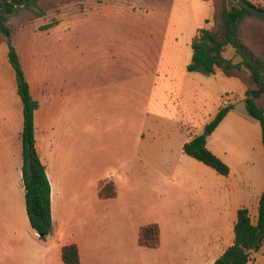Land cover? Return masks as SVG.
I'll list each match as a JSON object with an SVG mask.
<instances>
[{
	"label": "crops",
	"instance_id": "0c3cea01",
	"mask_svg": "<svg viewBox=\"0 0 264 264\" xmlns=\"http://www.w3.org/2000/svg\"><path fill=\"white\" fill-rule=\"evenodd\" d=\"M205 2L212 4L214 15L213 3ZM4 58L0 62V258L4 261L0 264H65L62 250L70 244L79 248V264H213L234 244L241 208H248L252 222H257L264 191L262 165L260 176H252L253 168L245 166L247 174L239 179L232 167L229 176H223L184 152V145L203 134L222 107L232 105L224 99L223 105L210 107L187 97L186 88L202 82L196 72L183 70L179 95L145 99L143 111L135 109L134 114L118 109L137 98L104 91L92 99L93 114L85 124L82 86L69 88L52 78L41 86L24 70L35 99L39 101L41 88L44 95L35 114L36 148L51 184L53 229L42 240L30 223L23 183V102L8 51ZM214 75L227 94L244 101L242 81L219 69ZM128 85L130 89V81ZM155 86L165 92L163 86ZM122 88L126 89L125 83L119 91ZM99 106L113 112L106 131L98 127ZM149 111L158 118L150 122L151 128ZM251 119L247 111L239 113L233 106L207 137V147L226 163V151L215 134L235 123L248 130L253 163L261 161L262 130ZM101 139L107 143L99 145ZM89 150L98 169L92 202L84 204L83 186L88 180L83 162ZM110 181L116 196L103 198L101 183ZM150 224L160 228L157 248L139 243L141 228ZM218 249L223 251L212 260Z\"/></svg>",
	"mask_w": 264,
	"mask_h": 264
},
{
	"label": "rangeland",
	"instance_id": "374dc122",
	"mask_svg": "<svg viewBox=\"0 0 264 264\" xmlns=\"http://www.w3.org/2000/svg\"><path fill=\"white\" fill-rule=\"evenodd\" d=\"M249 1L255 5L264 2ZM213 2L219 7L220 0ZM35 11L44 15L36 18ZM10 24L15 31L13 42L19 50L22 68L41 86L50 78L63 81L69 88L82 86L87 124L86 120L93 114L92 99L104 91L112 92L116 97L125 93L137 98L131 106L118 109L130 114H134L135 109L143 111L145 99L163 94L166 98L179 95L183 70L192 59V40L199 27L212 26L213 7L203 0H41L37 8L21 12L10 20ZM49 24L54 28H48ZM241 37L250 44L264 42V20L247 19L242 25ZM7 51L8 46L0 36V62ZM234 54L231 47L227 49L228 57H234ZM196 76H200L202 82H197L193 88L187 87V97L206 102L210 107H219L227 99L237 112H246L245 102L227 94L217 76L202 72H196ZM129 81L130 89L127 88ZM124 83L126 89L119 91ZM157 83L164 87V93L155 86ZM244 87L246 90L245 84ZM37 97L43 101L42 88ZM112 113L108 106L98 107L95 114L102 116L98 124L101 131L108 129L107 119ZM152 113L148 112L149 128L150 122L158 120L156 113ZM251 120L261 133L260 124ZM247 133L248 130H241L234 123L215 134L226 151V163L239 179H244L247 174L245 166L253 168L252 176L255 177L261 174L260 166L264 167V157L253 163ZM106 143L107 139H101L98 144ZM84 144H87L86 140ZM261 151L264 152V148ZM97 169L91 150L85 152L83 175L88 182L83 186L84 204L92 202V181ZM222 251L213 252L211 259ZM263 257L264 246L253 254L250 264H259ZM2 260L1 257L0 262Z\"/></svg>",
	"mask_w": 264,
	"mask_h": 264
},
{
	"label": "trees",
	"instance_id": "16d2710c",
	"mask_svg": "<svg viewBox=\"0 0 264 264\" xmlns=\"http://www.w3.org/2000/svg\"><path fill=\"white\" fill-rule=\"evenodd\" d=\"M26 0H0V10L13 11L14 8ZM41 0H36L22 8L18 14L5 17L0 16V36L8 46V58L17 80L18 94L23 102V183L26 189V204L30 223L42 240H47L53 229L51 184L46 167L42 163L36 148L35 114L40 108V102L31 92L30 84L22 68L20 57L14 45L15 31L10 20L21 12L37 8ZM213 3L214 15L212 26L198 29L192 40V61L187 66L189 72L214 74L217 69L229 78L235 77L243 82L245 90V107L249 116L257 120L262 130L264 145V42L250 44L241 37V29L249 18L264 20L242 7L237 0H220L219 7L213 0H204ZM253 6L264 10L263 4ZM44 15L43 12H34L36 18ZM56 23V22H55ZM54 23V25H56ZM53 27L49 24L48 28ZM232 48L234 57H228L226 51ZM238 58V60H236ZM232 105L221 108L216 117L205 126V132L210 135L224 120ZM205 132L195 136L184 145L186 155L213 168L223 176H229L230 167L207 147ZM101 197H115V185L112 181L101 183ZM139 243L141 246L157 248L160 244V228L157 224L146 225L141 228ZM264 246V191L259 202V215L256 223L251 220L248 208L238 211V220L235 225V241L232 246L213 264H250L253 254ZM62 257L65 264H79L80 253L76 244L63 247Z\"/></svg>",
	"mask_w": 264,
	"mask_h": 264
},
{
	"label": "water",
	"instance_id": "95a60500",
	"mask_svg": "<svg viewBox=\"0 0 264 264\" xmlns=\"http://www.w3.org/2000/svg\"><path fill=\"white\" fill-rule=\"evenodd\" d=\"M36 0H26L20 4H18L13 11H7V10H0V16H5V17H11L14 16L16 14H18V12L26 7L27 5L32 4L33 2H35ZM237 2L244 8H246L247 10L251 11L252 13L258 15V16H264V10L257 8L255 6H253L252 4H250L249 2H247L246 0H237ZM206 136H209L210 134L208 132H205Z\"/></svg>",
	"mask_w": 264,
	"mask_h": 264
}]
</instances>
